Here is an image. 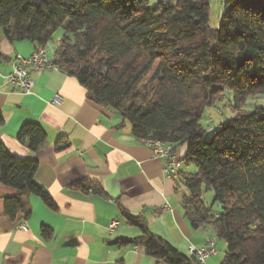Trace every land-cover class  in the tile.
<instances>
[{"label": "trees", "instance_id": "1", "mask_svg": "<svg viewBox=\"0 0 264 264\" xmlns=\"http://www.w3.org/2000/svg\"><path fill=\"white\" fill-rule=\"evenodd\" d=\"M209 1L148 8L149 0H0V33L10 43L39 48L62 29L51 57L57 69L75 78L95 105L127 121L133 137L172 153L184 148L176 163L187 191L184 217L192 229L210 228L225 244L220 264H264V109L242 110L248 97L264 95V0H225L218 28L208 26ZM229 93L237 112L207 130L201 123L206 109ZM16 140L37 151L46 133L28 122ZM36 170V161L0 142V184L15 192L3 199L8 219L29 215L22 202L29 194L54 209L34 182ZM75 187L101 194L85 182ZM202 187L213 192L219 213L203 203ZM122 215L140 235L120 246H140L162 264H195L152 234L143 218Z\"/></svg>", "mask_w": 264, "mask_h": 264}, {"label": "crops", "instance_id": "2", "mask_svg": "<svg viewBox=\"0 0 264 264\" xmlns=\"http://www.w3.org/2000/svg\"><path fill=\"white\" fill-rule=\"evenodd\" d=\"M216 1L222 6L225 0ZM37 48L29 41L10 43L0 33V72L8 73L16 56L28 57ZM29 79V94L8 85L0 89V142L13 154L37 162L34 182L54 209L35 195H25L29 215L12 221L3 213V199L15 192L0 184V264H162L140 246L118 244L140 235L122 211L143 218L152 234L185 256L190 245L200 248L212 240L210 228L192 229L184 217L181 202L187 191L178 178L166 175L167 159L133 137L130 124L118 113L95 105L78 81L59 69H39ZM55 95L62 97L59 106L51 104ZM28 122L46 133L37 151L16 140ZM173 154L179 158L184 148ZM192 169L182 165L184 171ZM83 182L96 185L101 194L75 187ZM113 220L119 225L108 233ZM20 223L25 230L18 228ZM42 228L49 230L48 236ZM217 254L205 264H220L224 254Z\"/></svg>", "mask_w": 264, "mask_h": 264}, {"label": "built area", "instance_id": "3", "mask_svg": "<svg viewBox=\"0 0 264 264\" xmlns=\"http://www.w3.org/2000/svg\"><path fill=\"white\" fill-rule=\"evenodd\" d=\"M54 45H59V41L55 42ZM49 48L40 47L37 48L30 56L20 57L16 56L13 63H11V68L8 73L0 72V89L2 86H12L17 91L23 94H29L31 92L32 83L29 79V75L39 69H52L55 70L53 65L50 63L48 58ZM62 97L60 95H55L51 99V104L59 106L62 104ZM154 150V153L158 157H163L167 159V164L165 167L166 175L169 178H176L178 173L173 171V163H178V158L172 153L171 149H160L159 147H150ZM119 223L117 220L111 221L106 230L108 233H113L118 227ZM18 228L25 230L23 223L18 224ZM217 253L216 248L212 241L208 240L203 247H195L190 245L188 247V256L192 257L195 264H205L208 257L215 255Z\"/></svg>", "mask_w": 264, "mask_h": 264}, {"label": "rangeland", "instance_id": "4", "mask_svg": "<svg viewBox=\"0 0 264 264\" xmlns=\"http://www.w3.org/2000/svg\"><path fill=\"white\" fill-rule=\"evenodd\" d=\"M176 0H149L147 7L148 8H154L158 3H166V4H174ZM223 12V4L220 6L216 0H210L209 1V21L208 26L210 28H218L219 22H220V16ZM63 34L62 29H57L55 33L52 36L51 42L47 45L48 48H53L55 45V42H58L60 40L61 35ZM233 96L231 93L226 95L223 100L217 103L216 106H211L206 109V112L204 114V117L202 118V125L207 130H212L217 127L218 124H222L229 119H231L235 113L236 110H233ZM255 108H262L264 109V95H258L255 97H248L245 101V104L242 107V110L244 111H252ZM214 126V127H213ZM213 127V128H212ZM212 128V129H211ZM183 152V150H182ZM186 192V191H185ZM202 193V201L203 203L210 207L212 209V212L214 214H217L221 211L220 206L214 202V194L211 190L206 191L203 187L201 189ZM209 233L213 236H211L213 242L216 243L215 248L217 250V256L223 257V254L225 253L223 245L224 243L218 239H216L214 232L212 229H209ZM210 240V241H212ZM214 243V244H215Z\"/></svg>", "mask_w": 264, "mask_h": 264}, {"label": "bare ground", "instance_id": "5", "mask_svg": "<svg viewBox=\"0 0 264 264\" xmlns=\"http://www.w3.org/2000/svg\"><path fill=\"white\" fill-rule=\"evenodd\" d=\"M45 47L48 48L47 45ZM57 47H59V45H55L53 48H49V51H48L49 60L52 57L55 48H57ZM50 63L53 65L51 60H50ZM53 67H54V69H57L54 65H53ZM141 142H142L143 145H145L147 147H159L160 149H170L169 146H166V145L161 144V143H155V142H151V141H148V140H141ZM173 171H175V173H177L176 163H173ZM212 243L214 244L213 241H212ZM214 247H215V244H214Z\"/></svg>", "mask_w": 264, "mask_h": 264}]
</instances>
